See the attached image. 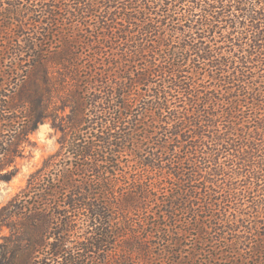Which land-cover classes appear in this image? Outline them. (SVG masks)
<instances>
[{
  "label": "trees",
  "instance_id": "obj_1",
  "mask_svg": "<svg viewBox=\"0 0 264 264\" xmlns=\"http://www.w3.org/2000/svg\"><path fill=\"white\" fill-rule=\"evenodd\" d=\"M55 98L69 158L0 208L21 246L0 264L177 256L173 232L205 243L236 212L264 215V0H0V154Z\"/></svg>",
  "mask_w": 264,
  "mask_h": 264
},
{
  "label": "rangeland",
  "instance_id": "obj_2",
  "mask_svg": "<svg viewBox=\"0 0 264 264\" xmlns=\"http://www.w3.org/2000/svg\"><path fill=\"white\" fill-rule=\"evenodd\" d=\"M9 94L10 92H8V95ZM53 101L57 102L58 100L55 98ZM51 104L48 111V118L45 122L40 124L35 130L29 131L24 137V141L20 143L17 142V144L16 142L14 144H8V146L13 144L11 148L13 150V155L9 159L3 153L4 150L1 151L0 208L7 205L23 190L25 192L29 191L30 188H32L30 186L27 189L30 179L33 175H36L35 173L38 170H41L42 167L44 168L45 164H48L49 161L54 160L53 162L56 165L62 166L63 163L65 164V158H69L66 155L65 144H67L68 140H71L73 136L71 133L65 135L59 126H63L64 123L67 125L66 119L71 113V110L69 107H64L61 103L59 104V102L55 105L53 102ZM57 106L62 108L57 110ZM13 110L14 116L21 115L20 108ZM6 134L9 136L8 138H10L14 132L7 131ZM8 146L5 147L8 148ZM144 149L143 147L139 150L138 155H141ZM155 151L156 150L153 149L151 152L152 155ZM7 159L9 161H7ZM71 159L73 160L72 157ZM137 161H139V159H137ZM135 163L136 162H132L131 165ZM50 171L54 173L57 170L52 167H50V170H46V183H50L52 186H59L62 184L54 179L50 182V177L48 176ZM154 172L158 174L156 170H154ZM233 193L234 191L232 194ZM221 204L222 203H220V205ZM194 206L198 207L197 204ZM238 207L239 206L236 207V210H238ZM249 212V215L243 216H240L238 212L234 213L233 216L229 217L231 222H224L220 230L216 232L213 230L210 234L204 235V238L207 239L205 243H202L200 239H198L197 242L199 234L196 233V235H194V231H184V233L180 234L176 232V235H174L173 232L171 234L173 237L177 236L180 241H184L183 246L180 244L177 245L181 248H173L180 252L177 256L172 255L173 251L169 248H131L136 250L130 251L132 257L130 256V259L126 260L129 261V264H133L134 262L137 264H146L145 258L147 256V251L151 250L157 253L155 255V264H172L173 260H176V257L183 261L182 264H202L203 262V264H206L207 262L205 260L210 256H212L211 258H213V260L208 262V264H264V215H258L252 210ZM134 216L135 215H133V217ZM214 223L219 224L220 222L214 221ZM142 232L143 234L141 236H146L145 233L147 231L143 229ZM129 241L133 243L136 242L137 239L131 235ZM19 244L20 242H18L16 234H12L9 228L2 227L0 224V261H2L1 255L5 250L20 248L21 246H19ZM122 249L123 248H118V251ZM128 249L129 248H126L125 250L128 251ZM110 260L109 263L117 264L115 256L114 259L112 258V260Z\"/></svg>",
  "mask_w": 264,
  "mask_h": 264
}]
</instances>
